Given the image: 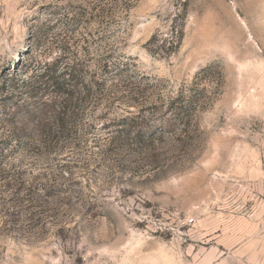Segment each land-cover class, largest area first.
Here are the masks:
<instances>
[{"label": "rangeland", "instance_id": "obj_1", "mask_svg": "<svg viewBox=\"0 0 264 264\" xmlns=\"http://www.w3.org/2000/svg\"><path fill=\"white\" fill-rule=\"evenodd\" d=\"M131 3L124 12L108 0H0V67L13 70L25 57L37 26L75 15L92 63L112 46L166 96L207 89L184 142L165 133L151 163L102 154L131 116L127 106L89 112L93 129L71 182L62 181V192L29 193L43 220L23 212L5 225L0 209V264H264V0ZM177 31L183 39L172 48ZM209 67L212 75L197 78Z\"/></svg>", "mask_w": 264, "mask_h": 264}, {"label": "trees", "instance_id": "obj_2", "mask_svg": "<svg viewBox=\"0 0 264 264\" xmlns=\"http://www.w3.org/2000/svg\"><path fill=\"white\" fill-rule=\"evenodd\" d=\"M108 2H119L124 12L132 6L131 0ZM74 16L63 23L53 15L37 26L26 58L18 57L13 70L0 67V77L3 73L8 76L0 84V209L5 225L22 220L23 212H33L26 216L29 222L43 220L37 199L29 193L35 188L62 192L58 190L66 186L62 181L71 182L73 159L83 152L93 129L89 112L117 103L128 107L131 116L117 123L120 129L109 138V148L102 154L123 156V163L133 166L151 163L157 141L170 130L183 143L191 120L206 109L202 98L206 88L182 89L175 97L166 96L159 81L133 71L128 60L117 59L115 47L106 49L99 61L92 63V42L80 38V20ZM60 25L63 29L58 32ZM176 33L172 48L183 39L182 32ZM213 70L206 68L197 78L212 75ZM130 109L139 110L138 115ZM159 120L163 125H156ZM55 159L63 162L54 165ZM41 160L46 162L44 169L28 181L26 173L34 172Z\"/></svg>", "mask_w": 264, "mask_h": 264}]
</instances>
